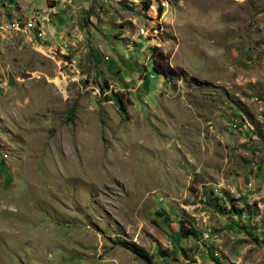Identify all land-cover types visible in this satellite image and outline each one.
I'll use <instances>...</instances> for the list:
<instances>
[{
	"label": "rangeland",
	"instance_id": "374dc122",
	"mask_svg": "<svg viewBox=\"0 0 264 264\" xmlns=\"http://www.w3.org/2000/svg\"><path fill=\"white\" fill-rule=\"evenodd\" d=\"M146 1L0 0V264H264V0Z\"/></svg>",
	"mask_w": 264,
	"mask_h": 264
},
{
	"label": "trees",
	"instance_id": "16d2710c",
	"mask_svg": "<svg viewBox=\"0 0 264 264\" xmlns=\"http://www.w3.org/2000/svg\"><path fill=\"white\" fill-rule=\"evenodd\" d=\"M151 0H147L145 2V7L148 8L150 6ZM159 13H161V8L159 7ZM37 39H40L39 36L35 37V41ZM150 65H151V71H152V78H156L157 76H163L167 80L169 79H181L183 78V72L179 71L177 68L170 66L167 61V56L160 51L159 47L157 46H151V53H150ZM118 99V105L121 111H124V104L122 101ZM181 224V223H180ZM181 236H188L189 234H196V230L193 229L190 232L183 233L182 229L179 231ZM162 254H166L161 252ZM138 256L143 259L144 261H149L148 255L144 251H140L138 253ZM164 257V256H163Z\"/></svg>",
	"mask_w": 264,
	"mask_h": 264
},
{
	"label": "bare ground",
	"instance_id": "6f19581e",
	"mask_svg": "<svg viewBox=\"0 0 264 264\" xmlns=\"http://www.w3.org/2000/svg\"><path fill=\"white\" fill-rule=\"evenodd\" d=\"M34 18V17H33ZM35 19V18H34ZM31 20V19H30ZM35 21V25L33 24V23H31V22H28L27 20H13V22L11 23V28L13 29V30H23L24 31V29H28V30H31L30 28H29V26H31L32 25V30H34V32H36L35 33V35H37V36H41V37H44V31L40 28V27H38V28H36V23L38 22V20L37 19H35L34 20ZM42 32V33H41ZM43 34V35H42Z\"/></svg>",
	"mask_w": 264,
	"mask_h": 264
},
{
	"label": "built area",
	"instance_id": "2783aa9c",
	"mask_svg": "<svg viewBox=\"0 0 264 264\" xmlns=\"http://www.w3.org/2000/svg\"><path fill=\"white\" fill-rule=\"evenodd\" d=\"M154 1H152V3H153ZM53 14V12H52V10H49V11H47V12H44V19H45V21H46V17H51V15ZM29 28L32 30V25L31 26H29ZM33 31V30H32ZM36 33V32H35ZM37 36V35H36Z\"/></svg>",
	"mask_w": 264,
	"mask_h": 264
},
{
	"label": "clouds",
	"instance_id": "9594fccd",
	"mask_svg": "<svg viewBox=\"0 0 264 264\" xmlns=\"http://www.w3.org/2000/svg\"><path fill=\"white\" fill-rule=\"evenodd\" d=\"M34 39H35V38H34ZM34 39H33V40H34Z\"/></svg>",
	"mask_w": 264,
	"mask_h": 264
}]
</instances>
